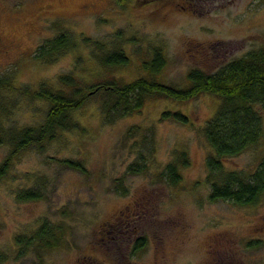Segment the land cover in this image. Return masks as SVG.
<instances>
[{"label":"rangeland","instance_id":"rangeland-1","mask_svg":"<svg viewBox=\"0 0 264 264\" xmlns=\"http://www.w3.org/2000/svg\"><path fill=\"white\" fill-rule=\"evenodd\" d=\"M64 31L90 37L93 45L50 63L34 58L44 41ZM117 44L131 57L116 72L125 81L141 76V57L160 47L167 63L159 79L183 87L191 69L213 73L264 47V0H0V76L16 87L3 92L0 123H41L48 104L22 89L56 85L66 73L91 78L101 71L100 53ZM100 105V98H90L76 113L77 130L12 159L0 181V264H264V193L246 206L210 199L213 151L203 127L217 109L216 97L151 98L139 113L112 121ZM165 110H180L189 122L161 120ZM10 150L0 144V164ZM183 150L189 164L171 185L166 165ZM263 157L264 133L257 145L223 159L224 170L249 178ZM65 159L80 161L86 171ZM137 163L144 168L136 171ZM25 189L43 198L17 199ZM45 220L64 229L60 246L21 251L16 236H30ZM142 237L146 245L136 250Z\"/></svg>","mask_w":264,"mask_h":264},{"label":"trees","instance_id":"trees-1","mask_svg":"<svg viewBox=\"0 0 264 264\" xmlns=\"http://www.w3.org/2000/svg\"><path fill=\"white\" fill-rule=\"evenodd\" d=\"M82 45H93V41L90 37L77 38L64 31L44 41L37 48L34 58L46 63L54 62L66 53L81 49ZM147 56L140 59L142 75L132 81H125L116 74L131 65L130 55L117 44L100 53L98 64L101 71L92 72L91 78L66 73L58 77L56 85L44 82L35 90L23 88L24 94L46 101L49 109L45 119L37 125L10 127L0 123V144L9 143L11 147L0 164V181L8 173L12 159L20 152L52 141L64 131L77 130L80 122L76 113L86 106L90 98H100L102 113L106 120L112 121L139 113L151 98L164 97L186 102L207 93L218 99L214 115L206 120L203 127L205 139L213 151L207 159L209 179L212 180L210 199L227 200L241 206L255 204L264 193V157L249 178L236 171L225 172L223 159L240 155L257 145L263 137L264 47L247 52L213 73L191 69L186 77L187 85L183 87L159 79L167 63L160 47H154ZM78 59L80 63L83 61L81 55ZM12 90H16L13 79L0 76V109H6L3 92ZM160 119L189 122V117L180 110H165ZM63 163L86 171L80 161L65 159ZM188 164L187 152H177L166 165L164 175L168 183L178 184L181 181L180 168ZM134 167L136 171L144 168L141 163ZM122 190L127 193V188ZM41 198L42 192L37 189L20 190L17 194V199L21 201ZM63 232L62 226L45 220L33 234H20L15 240L21 251L34 246L52 249L60 246ZM145 245V239L138 238L135 248L142 250ZM2 257L0 254V263Z\"/></svg>","mask_w":264,"mask_h":264}]
</instances>
